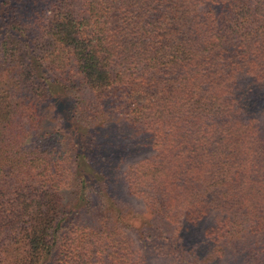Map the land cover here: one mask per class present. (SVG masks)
<instances>
[{"label":"trees","instance_id":"obj_1","mask_svg":"<svg viewBox=\"0 0 264 264\" xmlns=\"http://www.w3.org/2000/svg\"><path fill=\"white\" fill-rule=\"evenodd\" d=\"M0 264H264V0H0Z\"/></svg>","mask_w":264,"mask_h":264}]
</instances>
